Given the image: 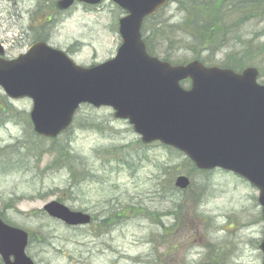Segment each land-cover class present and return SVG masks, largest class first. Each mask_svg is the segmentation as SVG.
Masks as SVG:
<instances>
[{"label": "rangeland", "instance_id": "1", "mask_svg": "<svg viewBox=\"0 0 264 264\" xmlns=\"http://www.w3.org/2000/svg\"><path fill=\"white\" fill-rule=\"evenodd\" d=\"M58 1L0 0V41L13 57L40 34L81 66L116 55L122 8L103 0L54 9ZM187 16L180 0H170L145 23L153 55L174 64L198 59ZM242 17L234 30L240 26L237 34L250 41L264 19ZM159 22L167 31L162 35ZM224 55L216 54L215 65ZM32 106L31 99L13 100L0 87V157H8L0 164V214L34 233L27 254L35 264H262V207L248 181L222 169H195L159 142L144 145L110 107L82 105L67 132L41 138L33 130ZM62 148L74 153L75 175ZM180 175L190 178L187 189L176 188ZM55 200L89 213L91 223L71 227L49 217L43 207Z\"/></svg>", "mask_w": 264, "mask_h": 264}, {"label": "water", "instance_id": "2", "mask_svg": "<svg viewBox=\"0 0 264 264\" xmlns=\"http://www.w3.org/2000/svg\"><path fill=\"white\" fill-rule=\"evenodd\" d=\"M76 1L102 0H59L57 6L66 10ZM113 1L126 11L119 20L121 45L113 58L84 67L38 41L14 59H0V86L11 98L32 100L34 131L47 138L67 130L82 104L111 107L144 144L160 141L183 152L199 169L231 171L257 187L264 220V83L258 81L259 69L236 72L199 60L172 64L153 56L143 39V22L169 0ZM188 79L191 85L183 86ZM189 185V177H177V187ZM44 210L70 226L92 219L56 200ZM28 244L29 233L0 216L3 263L35 264ZM259 247L264 264V238Z\"/></svg>", "mask_w": 264, "mask_h": 264}, {"label": "trees", "instance_id": "3", "mask_svg": "<svg viewBox=\"0 0 264 264\" xmlns=\"http://www.w3.org/2000/svg\"><path fill=\"white\" fill-rule=\"evenodd\" d=\"M258 1L180 0L183 8L191 16H187L185 26L188 29H192L195 33L192 34L191 37L193 38V42L196 43L192 46V49L195 52L199 51L198 54H196L198 55L197 58L205 63L215 64L217 60L215 57L216 54L223 51L225 55L222 60L218 62L220 66L229 67L235 71H241L247 66L255 65L260 69V77H264V39L262 42L259 41L260 38H264V29L256 33L250 41H244L242 36L237 34L240 26L234 30L235 25L241 24V21L243 20L242 14H245L246 18L251 16L264 19V0ZM53 8H56L55 3H53ZM162 9H160L154 16L147 18L143 25V37L147 49L151 54L155 53V49H153L151 42H149V37L146 36L147 31L145 23L150 19L155 18ZM158 25H161L157 30L159 35L167 32L163 22L157 23L155 28ZM169 28H174V26H170ZM41 29H43V27H40L39 33ZM231 34L237 38H232ZM37 40L47 41L48 39L46 38V35L40 34L35 39V41ZM218 40V43L214 42ZM255 42H257V45L260 48L259 51L255 49L253 44ZM187 83H189V81H185L183 85H186ZM61 150L65 155L63 159L66 160L72 175H75L77 173L78 165L74 164L72 161L74 153L72 150L66 148H62ZM0 153L3 154L1 150ZM4 161H8V157H0V164H3ZM187 161L193 166V168L198 169L189 158H187ZM33 238L34 233H31L30 240H33ZM0 263H3L2 260Z\"/></svg>", "mask_w": 264, "mask_h": 264}, {"label": "flooded vegetation", "instance_id": "4", "mask_svg": "<svg viewBox=\"0 0 264 264\" xmlns=\"http://www.w3.org/2000/svg\"><path fill=\"white\" fill-rule=\"evenodd\" d=\"M0 50L3 49V54L0 55V59H3V60H10V59H13L15 57H13L6 49H5V45H4V42H1L0 41ZM20 55V53H19Z\"/></svg>", "mask_w": 264, "mask_h": 264}]
</instances>
